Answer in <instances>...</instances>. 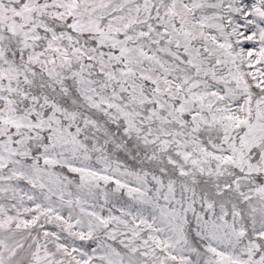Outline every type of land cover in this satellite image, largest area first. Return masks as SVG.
Returning a JSON list of instances; mask_svg holds the SVG:
<instances>
[{
    "label": "snow or ice",
    "instance_id": "1",
    "mask_svg": "<svg viewBox=\"0 0 264 264\" xmlns=\"http://www.w3.org/2000/svg\"><path fill=\"white\" fill-rule=\"evenodd\" d=\"M0 264H264V0H0Z\"/></svg>",
    "mask_w": 264,
    "mask_h": 264
}]
</instances>
